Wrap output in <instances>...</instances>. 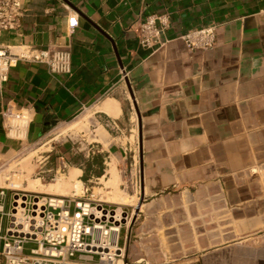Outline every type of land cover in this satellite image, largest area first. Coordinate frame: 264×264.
<instances>
[{"label":"crops","instance_id":"obj_1","mask_svg":"<svg viewBox=\"0 0 264 264\" xmlns=\"http://www.w3.org/2000/svg\"><path fill=\"white\" fill-rule=\"evenodd\" d=\"M20 6L17 29L1 34V46L70 55L65 75L25 62L9 69L0 110H27L24 143L99 104L114 125L135 119L138 190L129 197L137 201L125 206L132 214L119 245L126 259L264 264V0ZM163 14L167 42L153 53L139 48L140 19ZM69 16L77 22L72 32ZM205 26L214 27V46L187 53L177 37ZM0 137V148L16 145Z\"/></svg>","mask_w":264,"mask_h":264},{"label":"built area","instance_id":"obj_2","mask_svg":"<svg viewBox=\"0 0 264 264\" xmlns=\"http://www.w3.org/2000/svg\"><path fill=\"white\" fill-rule=\"evenodd\" d=\"M20 13V0H0V36L17 29ZM65 24L72 32L76 18L67 17ZM167 27L164 14L140 19L135 32L138 47L150 53L157 51L167 42ZM177 39L187 53L203 52L214 46V27L192 29ZM18 62L43 65L54 75L70 72L67 51L0 45V87ZM29 122L27 110L9 105L0 110L1 133L19 146L24 143ZM113 211L91 197H53L0 186V264H142L126 259L118 245L119 233L127 232L130 216L120 209L122 220H115ZM28 242L35 248L24 255L22 248Z\"/></svg>","mask_w":264,"mask_h":264},{"label":"rangeland","instance_id":"obj_3","mask_svg":"<svg viewBox=\"0 0 264 264\" xmlns=\"http://www.w3.org/2000/svg\"><path fill=\"white\" fill-rule=\"evenodd\" d=\"M100 114H104L101 104L86 108L67 124L53 126L34 144L23 143L20 146L14 144L11 149L0 148V186L14 189L9 187L11 180H6L10 176H14L11 179L24 187H28V179L39 180L38 192L46 194L44 188L50 191L49 184L57 179L63 178L69 185L76 179L81 182L82 191L74 197L70 194L61 197L81 200L91 197L95 202L100 200L108 203L109 208L114 210L118 205L109 204V198L124 196L129 200L128 205H131L129 195L138 190L135 156L134 161L132 160L137 147L135 119H132L131 126L125 124L122 127L112 124ZM79 121L80 129L50 141L56 136L58 128L78 124ZM99 129L103 130L102 136L99 135ZM2 141L0 137V143ZM102 157L105 160H101ZM25 158H30L26 163H29L32 169L26 170L23 165L15 166ZM112 161L115 164L114 171L118 175L116 188L105 186L109 177L106 172L108 163ZM120 209L128 216L132 214L131 208L120 206ZM122 234L123 230L119 233L118 245H121ZM34 248L35 244L28 242L23 246L22 254L28 255L29 250ZM92 260L96 262V256H92Z\"/></svg>","mask_w":264,"mask_h":264},{"label":"bare ground","instance_id":"obj_4","mask_svg":"<svg viewBox=\"0 0 264 264\" xmlns=\"http://www.w3.org/2000/svg\"><path fill=\"white\" fill-rule=\"evenodd\" d=\"M80 121H82V119ZM80 121H79L78 124L76 123V124H73V125H67L65 127L58 128L56 130V136L52 140H55L58 137L63 136L65 134L69 133V132H72L75 129H80V126H79L81 124ZM99 132H100V134H99ZM99 132H98V134L101 135V136L104 134L103 130H101V129H99ZM104 138H105V135H104ZM104 138H102V139H104ZM52 140H50V141H52ZM50 141H48V142H50ZM29 159L25 158L22 161H20L19 163H17L15 166L23 165V168L26 169V170L32 169L31 166L29 165V163H26V160L28 161ZM111 163H112V165H111ZM108 164L109 165H108V169H107V174H109V177H108V181L105 183V186L116 188L117 187V184H116V180L117 179H116V177L118 175L114 171L115 164H114L113 161L108 163ZM28 172H31V171H28ZM12 177H14V176H10V178H6V180H9V181L11 180L10 184H9V187L14 188V189H9V190H17V191H23V192H29V193H37V194L46 195V196H53V197L67 196L68 194H70L72 197H74L77 194H79V192H81L82 189H83L81 182L76 180V179H75V181L72 184L69 185L67 183V181L63 180V178H59L55 182L49 184L50 185V191L48 189L44 188V192L46 193V194H44V193L38 192V184H39L38 181L39 180L30 181L28 179V181H27L28 182V187H24L20 183L19 184L15 183L14 179H11ZM129 199L131 200L130 201V203H132L131 205L133 207H135L136 206V201H137L136 198L129 197ZM109 200H110L109 204L118 205V207L115 208L114 211H113L115 220H122L121 216H120V206H127L128 205L127 202L129 200H127V198L124 197V196H122V197H114V196H112L111 198H109ZM97 202H102V201L98 200ZM102 203H105V202H102ZM106 204H108V203H106Z\"/></svg>","mask_w":264,"mask_h":264},{"label":"water","instance_id":"obj_5","mask_svg":"<svg viewBox=\"0 0 264 264\" xmlns=\"http://www.w3.org/2000/svg\"><path fill=\"white\" fill-rule=\"evenodd\" d=\"M130 98L132 99L131 95H130ZM136 209V208H135ZM112 213V212H111Z\"/></svg>","mask_w":264,"mask_h":264}]
</instances>
